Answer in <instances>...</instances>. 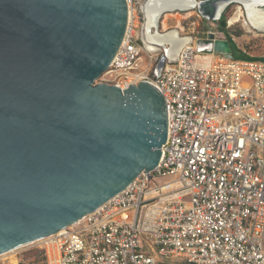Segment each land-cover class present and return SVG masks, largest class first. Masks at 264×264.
I'll return each mask as SVG.
<instances>
[{"label": "water", "instance_id": "obj_1", "mask_svg": "<svg viewBox=\"0 0 264 264\" xmlns=\"http://www.w3.org/2000/svg\"><path fill=\"white\" fill-rule=\"evenodd\" d=\"M233 4L249 22L264 13V0H147L144 46L162 51L154 76L193 43L177 29L159 32L165 13L218 22ZM128 24L127 0H0V257L75 225L160 165L162 93L148 82L96 83ZM208 39L233 59L227 40Z\"/></svg>", "mask_w": 264, "mask_h": 264}, {"label": "built area", "instance_id": "obj_2", "mask_svg": "<svg viewBox=\"0 0 264 264\" xmlns=\"http://www.w3.org/2000/svg\"><path fill=\"white\" fill-rule=\"evenodd\" d=\"M131 17L103 83L127 90L148 82L162 93L168 141L160 165L37 242L46 264H264V61L216 54L213 41L180 27L193 43L158 79L162 51L146 50L135 9ZM207 35L220 40L217 31Z\"/></svg>", "mask_w": 264, "mask_h": 264}, {"label": "rangeland", "instance_id": "obj_3", "mask_svg": "<svg viewBox=\"0 0 264 264\" xmlns=\"http://www.w3.org/2000/svg\"><path fill=\"white\" fill-rule=\"evenodd\" d=\"M147 0L144 1V4ZM140 0L134 1V7L132 9H135L137 12V16L139 17L140 23L143 24L141 26L144 27L145 24V16L140 10ZM144 10V9H143ZM188 13V14H187ZM186 14H168L164 19L162 20V29L165 31L177 29L180 31V27L185 29L186 34L190 31L195 30L196 35L199 32L203 31V19L201 18L200 14L197 10H193L191 12H187ZM239 13V17L242 15L240 13V8H233L231 7L228 14L226 15V21H222L219 26L216 24L208 23V27L212 31H221L222 28H227V21H229V24H231L232 20L236 18V15ZM243 17H245L243 15ZM246 17L245 20L240 22L238 19V22L231 25L229 28V31L234 36L235 41L239 45L241 49L246 51L248 55H251L256 58H264V33H259L254 30H251L252 28L249 27V25L246 23ZM243 24V25H242ZM141 29V28H140ZM142 30V29H141ZM228 30V29H227ZM232 44V43H231ZM233 59L240 60V61H250L251 58H248L245 55H242L241 52H238L236 50L233 51ZM104 78L103 76L96 81V83H103ZM262 170L264 172V165L262 167ZM12 260L18 261L19 264H46V257L44 251L41 249V244L35 243L29 247H25L22 249H19L17 251H14L12 253H9L5 256L0 257V264H10ZM176 264H186L183 262H177Z\"/></svg>", "mask_w": 264, "mask_h": 264}, {"label": "flooded vegetation", "instance_id": "obj_4", "mask_svg": "<svg viewBox=\"0 0 264 264\" xmlns=\"http://www.w3.org/2000/svg\"><path fill=\"white\" fill-rule=\"evenodd\" d=\"M145 4H146V3H145ZM231 7H233V8H237V10H238V8H240V13H242V15L239 17V21H240V22L244 21V20H245V17H246L245 8H244L242 5H240V4H233V5H231L230 7H228V8L226 9V11L224 12V14H223V16H222V18H221L220 21H218V22H210V23H211V24H216V25L219 26V24H220L222 21H224V20L226 21V15L228 14V12H229V10H230ZM188 12H191V11H188ZM186 13H187V12H179V11L165 13V14L161 17L160 22H159V32H160V33L168 32L167 30L164 31V30L162 29V25H161L162 20L164 19V17H166V15H168V14H170V15H171V14L176 15V14H186ZM187 14H188V13H187ZM243 15H244L245 17H243ZM201 18L203 19V28H202V29H204L205 26H208L209 21H207V20L204 19L203 17H201ZM230 20H231V19H230ZM230 20H229V21H230ZM229 21H227V28H226V29H229V28L231 27V24H229ZM245 24L248 25L247 21H246ZM242 25H243V24H242ZM219 27H220V26H219ZM251 28H252L251 30H254V31L258 32L257 30L253 29V27H251ZM142 35L144 36V34H143V28H142ZM231 48H232V51H234V50L237 51L236 46L231 45Z\"/></svg>", "mask_w": 264, "mask_h": 264}, {"label": "crops", "instance_id": "obj_5", "mask_svg": "<svg viewBox=\"0 0 264 264\" xmlns=\"http://www.w3.org/2000/svg\"><path fill=\"white\" fill-rule=\"evenodd\" d=\"M210 31V29H209V27L208 26H205V28L203 29V31L202 32H199L198 34H197V37L199 38V39H201L202 41H207V39H208V35H207V33ZM217 37H218V39H220V40H227L229 43H230V45H234V46H236V49H237V51L238 52H241V54L242 55H245V56H247L248 58H251L252 60H262V61H264V58H256V57H253V56H251V55H248L247 53H246V51H244L243 49H241L240 47H239V45L237 44V42L235 41V38H234V36L231 34V32L229 31V29L227 30V31H223L222 29H221V31H218L217 32ZM232 43V44H231Z\"/></svg>", "mask_w": 264, "mask_h": 264}, {"label": "bare ground", "instance_id": "obj_6", "mask_svg": "<svg viewBox=\"0 0 264 264\" xmlns=\"http://www.w3.org/2000/svg\"><path fill=\"white\" fill-rule=\"evenodd\" d=\"M129 13H130V15H129V21H131V19H132V9L129 7ZM252 16H253V18L251 19V21L249 22L248 20H247V18H246V20H247V23H248V25H249V27H253V25L254 26H256V27H258V28H260V29H264V13L262 12V11H255L253 14H252ZM257 18V19H256ZM238 19H239V13L236 15V18L235 19H233L231 22V25H233V24H235L236 22H238ZM260 20V21H259ZM160 22V21H159ZM151 21H149V24L148 25H151ZM149 27V26H148ZM254 28V27H253ZM166 30V29H165ZM167 182H169V181H171V179H167L166 180ZM5 256V255H4Z\"/></svg>", "mask_w": 264, "mask_h": 264}, {"label": "trees", "instance_id": "obj_7", "mask_svg": "<svg viewBox=\"0 0 264 264\" xmlns=\"http://www.w3.org/2000/svg\"><path fill=\"white\" fill-rule=\"evenodd\" d=\"M222 30H223V31H227V29H226V28H222Z\"/></svg>", "mask_w": 264, "mask_h": 264}]
</instances>
